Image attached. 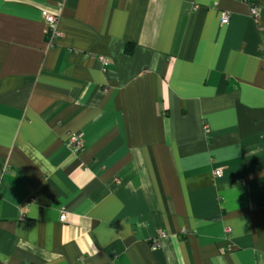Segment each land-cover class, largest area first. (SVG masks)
<instances>
[{
	"label": "crops",
	"instance_id": "1",
	"mask_svg": "<svg viewBox=\"0 0 264 264\" xmlns=\"http://www.w3.org/2000/svg\"><path fill=\"white\" fill-rule=\"evenodd\" d=\"M0 264H264V0H0Z\"/></svg>",
	"mask_w": 264,
	"mask_h": 264
},
{
	"label": "built area",
	"instance_id": "2",
	"mask_svg": "<svg viewBox=\"0 0 264 264\" xmlns=\"http://www.w3.org/2000/svg\"><path fill=\"white\" fill-rule=\"evenodd\" d=\"M253 14L255 16H257V9H253ZM43 20L45 22V24L47 25V36L50 37V41H53L55 38H59L62 36V33L60 32V30L58 29V17L54 14L51 13H44L43 14ZM229 16L225 13L223 14L221 23L223 25L228 24L229 23ZM100 60L103 62V65H106V60L105 58L101 57ZM70 147L73 151L78 152L80 150H82L83 148V141L80 139L79 136H73L71 139V144ZM216 176L217 177H221V171H217L216 172ZM61 222L63 223H67L68 222V215L65 212L61 213V218H60ZM231 230L228 229L227 233H230ZM164 233L161 234V237H164ZM159 246V243H155V248H157Z\"/></svg>",
	"mask_w": 264,
	"mask_h": 264
}]
</instances>
